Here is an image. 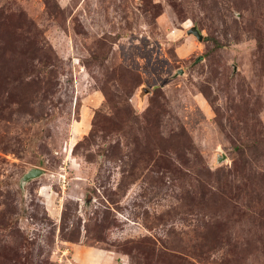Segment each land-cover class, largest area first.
Listing matches in <instances>:
<instances>
[{
  "label": "rangeland",
  "instance_id": "obj_1",
  "mask_svg": "<svg viewBox=\"0 0 264 264\" xmlns=\"http://www.w3.org/2000/svg\"><path fill=\"white\" fill-rule=\"evenodd\" d=\"M0 264H264V0H0Z\"/></svg>",
  "mask_w": 264,
  "mask_h": 264
},
{
  "label": "water",
  "instance_id": "obj_2",
  "mask_svg": "<svg viewBox=\"0 0 264 264\" xmlns=\"http://www.w3.org/2000/svg\"><path fill=\"white\" fill-rule=\"evenodd\" d=\"M189 33H193L194 35H196L199 39H203V35L200 32V30L198 29L197 26H192L189 30ZM42 170L38 169V168H31L25 175H24V179L23 181H28L32 178L38 177L40 174H42Z\"/></svg>",
  "mask_w": 264,
  "mask_h": 264
}]
</instances>
